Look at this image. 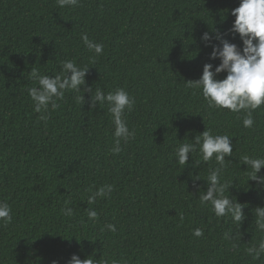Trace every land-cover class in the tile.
Listing matches in <instances>:
<instances>
[{
	"label": "trees",
	"instance_id": "16d2710c",
	"mask_svg": "<svg viewBox=\"0 0 264 264\" xmlns=\"http://www.w3.org/2000/svg\"><path fill=\"white\" fill-rule=\"evenodd\" d=\"M238 6L239 0H80L79 7L59 8L55 0H0V201L13 217L0 227V264H68L73 254L100 264H264V256L245 252L262 238L252 209L264 206V191L239 165L243 155L264 158V105L245 129L243 112L208 109L200 90L186 83L200 78L205 63L213 70L220 63L209 59L212 48L201 37L214 36L213 29L227 33ZM82 33L104 45L94 65ZM225 38L242 47L238 34ZM69 59L90 66L82 87L123 88L135 98L125 114L135 136L119 154L110 152L107 105L90 107L88 93L81 104L78 93L66 92L47 121L33 111L31 68L55 75ZM204 130L232 136V163L221 182L234 181L230 196L247 205L236 247L223 239L236 226L199 203L197 186L206 190V183L189 175L205 179L214 158L192 167L200 159L193 154L183 170L172 164L177 145ZM104 184L114 192L89 205L86 189ZM66 202L71 217L61 212ZM88 208L98 212L95 222ZM109 223L117 231L102 232ZM195 228L204 235L194 237Z\"/></svg>",
	"mask_w": 264,
	"mask_h": 264
},
{
	"label": "clouds",
	"instance_id": "9594fccd",
	"mask_svg": "<svg viewBox=\"0 0 264 264\" xmlns=\"http://www.w3.org/2000/svg\"><path fill=\"white\" fill-rule=\"evenodd\" d=\"M55 2L59 8L80 6V0H55ZM231 15L235 19L227 33H220L213 29L214 36L205 32L201 37L205 46L212 48L209 59H219L220 63L214 70L211 63H205L200 78L186 83L189 87L200 90L208 109L228 110L232 113L243 112L242 126L250 129L255 123L253 113L264 105V0H239V6L231 10ZM227 34L233 37L238 34L242 47L226 39ZM213 39L218 43H212ZM81 41L94 54L92 57L94 65L95 58L102 55L104 45L90 39L86 33L81 34ZM89 67V65H77L69 59L59 62V70L55 75H41L38 69L31 68L30 78L37 86L28 88L27 92L34 105L33 111L40 114L39 118L42 121L48 120L50 110H56L59 107L58 101L63 100L65 93L69 91L79 94L76 99L81 104L84 102L83 93H88L90 107L107 105L114 125L113 146L110 152L116 155L122 151V142L127 144L135 136V132L130 131L127 125L125 114L126 111L133 110L136 101L123 88L104 93L100 88L82 87L85 85ZM221 72L226 73L225 78L216 79L215 77ZM231 138L232 136L228 134L213 135L210 130H204L195 135L191 143L177 145L173 153L172 164L183 170L188 164L189 156L192 158L193 154H197L200 159L195 164L192 163V167L200 166L201 163L207 164L214 158L216 166L209 168L205 179H201L198 173L196 175L189 173V175L194 184L197 180H203L206 183V190H200L197 186V192H202L198 195L199 203L210 207L216 218L227 217L236 226V231L230 228L223 234V239L233 242V247H236L235 242L240 241L241 236L240 226L246 219L243 209L247 205L237 202L235 197L230 196L229 188L235 187L234 181L221 182L225 169L229 163H232L231 159H226V157H232L233 154ZM241 164L246 166L247 181H254L259 190L264 191V176L258 175L264 167V158L243 155L240 157L239 165ZM114 190L112 184H104L95 190L90 186L86 189L87 203L92 205L97 202L98 198H108ZM61 212L66 217L74 214L68 202L65 203ZM252 212L256 230L262 238L258 243L247 247L245 252L252 259L259 260L264 256V206L255 207ZM87 217L95 222L98 212L93 208H88ZM179 219L183 221L182 214ZM12 220L10 205L0 201V227H7ZM105 230L117 231L116 226L111 223L101 228L102 232ZM192 235L196 238L202 237L203 229L195 228ZM68 264H100V259L94 260L89 256L81 260L73 254ZM103 264H108V260L105 259ZM112 264L116 262L113 261Z\"/></svg>",
	"mask_w": 264,
	"mask_h": 264
}]
</instances>
